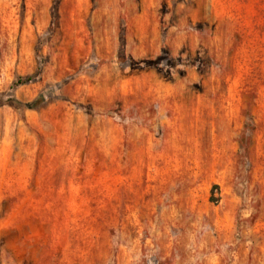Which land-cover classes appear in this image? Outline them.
Returning a JSON list of instances; mask_svg holds the SVG:
<instances>
[{"label": "rangeland", "instance_id": "rangeland-1", "mask_svg": "<svg viewBox=\"0 0 264 264\" xmlns=\"http://www.w3.org/2000/svg\"><path fill=\"white\" fill-rule=\"evenodd\" d=\"M0 264H264V0H0Z\"/></svg>", "mask_w": 264, "mask_h": 264}]
</instances>
